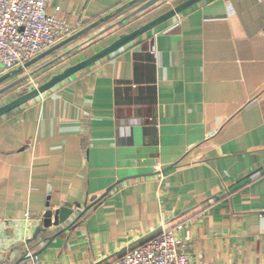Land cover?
Listing matches in <instances>:
<instances>
[{"label": "crops", "instance_id": "obj_1", "mask_svg": "<svg viewBox=\"0 0 264 264\" xmlns=\"http://www.w3.org/2000/svg\"><path fill=\"white\" fill-rule=\"evenodd\" d=\"M132 1L46 0L75 33L106 19L45 82L187 0L119 24ZM163 230L194 264H264V0H202L0 117V264H107Z\"/></svg>", "mask_w": 264, "mask_h": 264}, {"label": "built area", "instance_id": "obj_2", "mask_svg": "<svg viewBox=\"0 0 264 264\" xmlns=\"http://www.w3.org/2000/svg\"><path fill=\"white\" fill-rule=\"evenodd\" d=\"M75 33L67 22L46 9V0H0V77L21 67ZM31 219L27 210L24 220ZM181 226H177L180 230ZM174 230H163L150 240L126 249L107 264H194L181 251ZM31 264L36 254L28 253Z\"/></svg>", "mask_w": 264, "mask_h": 264}, {"label": "water", "instance_id": "obj_3", "mask_svg": "<svg viewBox=\"0 0 264 264\" xmlns=\"http://www.w3.org/2000/svg\"><path fill=\"white\" fill-rule=\"evenodd\" d=\"M142 1H145V0H133L132 2L129 3V5H135V4L142 2ZM160 1H162V0H146V2L144 4L139 6L134 12L129 14L125 19L120 21L119 24L124 23L128 19H131L137 15H140L141 13L150 9L151 7H153L154 5H156V3L160 2ZM200 1H202V0H187V1L179 4L178 6L174 7L173 9H171V10L161 14L160 16L156 17L155 19L151 20L150 22L140 26L139 28H137L131 32H126V33L119 35L109 46H107L106 48L96 52L95 54L86 58L85 60L80 61L74 65H71V66H66L65 68L62 69V71L60 73L53 75L49 80L42 83L41 85L34 87L33 89L29 90L28 92H26L24 94L18 95L16 98H14L12 100L4 101V102L0 103V117L4 116L5 114H7L9 112H12V111L18 109L21 106L25 105L26 103L36 99L41 94L50 90L51 88H53L55 85L59 84L60 82L66 80L67 78L71 77L72 75L76 74L77 72L82 71L83 69L87 68L88 66L96 63L97 61L101 60L102 58L106 57L107 55H110V54L118 51L119 49L128 45L132 41L136 40L137 38L141 37L142 35L146 34L147 32L153 30L154 28L163 24L164 22L171 19L172 17L181 14L185 9H187L188 7L198 3ZM105 19L106 18H104L103 20H100V21L103 22ZM100 21L95 22L94 24L89 26V28H87L86 30H83V31H80L78 33L73 34L72 36L63 40L62 42L55 45L54 47H52V48L48 49L47 51L41 53L40 55H38L36 58L32 59L31 61H29L25 65L18 67L16 69L4 74L2 77H0V85L4 82L8 81L9 79L13 78L14 76H17L18 74L21 73L22 70H24V69L28 68L29 66H31L32 64L36 63L37 61H39L41 58L48 55L49 53H51V52L57 50L58 48L76 40L85 31H88V30L96 27L98 24H100ZM24 78L16 80V81L8 84L6 87L2 88L0 90V95L3 94L4 92H6L7 90L17 86L19 83H21L24 80ZM80 207H82V206H79V208ZM72 214H73V211L68 209V208H60V209L56 210L55 212H50V211L45 212V214L43 215V222H42L41 226L39 228H37V230L35 231L33 239H35L40 232H43L45 229H47L51 226H58V225H62L64 223H66ZM25 258L29 259L28 256Z\"/></svg>", "mask_w": 264, "mask_h": 264}, {"label": "rangeland", "instance_id": "obj_4", "mask_svg": "<svg viewBox=\"0 0 264 264\" xmlns=\"http://www.w3.org/2000/svg\"><path fill=\"white\" fill-rule=\"evenodd\" d=\"M127 21H131L128 19ZM61 51L54 52L52 55L47 57V59H41L36 63L32 64L28 68L21 71L20 74L14 76L9 81L12 83L16 80L24 78V80L17 86L7 90L0 95V103L4 101H9L16 98L20 94H24L29 90L37 87L45 82L50 73L57 71L61 65L67 63L63 56H61ZM63 57V58H62ZM49 63V64H48ZM8 81V82H9ZM8 83H2L0 85V90L7 86Z\"/></svg>", "mask_w": 264, "mask_h": 264}]
</instances>
